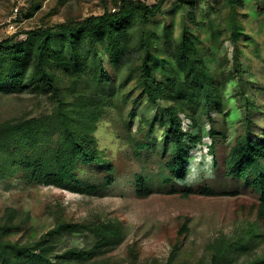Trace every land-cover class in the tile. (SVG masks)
Segmentation results:
<instances>
[{"label": "trees", "instance_id": "16d2710c", "mask_svg": "<svg viewBox=\"0 0 264 264\" xmlns=\"http://www.w3.org/2000/svg\"><path fill=\"white\" fill-rule=\"evenodd\" d=\"M169 1L148 4L119 0L115 8L106 5L102 13L67 14L65 20L55 23L50 22L53 12H49L39 25L0 39V93L46 95L54 102L50 114L0 122V180L21 173L34 185H55L76 193L95 191L96 185L83 180L78 168L81 163L113 168L100 147L96 130L120 93L123 101L131 100L132 90L124 93L123 89L135 79L133 86L139 93L132 98L130 124L143 97L152 104L161 99L170 102L152 118H141L151 131L155 123L163 128L162 136L171 151L165 162L170 173L183 179L187 176L190 147L202 140L203 123L207 121L216 165H223L227 177L259 189V215H264V126H258L251 115L253 110L264 111V68L255 71L251 63L244 66L245 60H252L245 48L257 46L256 32L248 27L264 23V0ZM171 8L181 12L177 36L173 22L162 24L159 30L152 21L154 15L170 13ZM34 11V7L29 8L26 18H31ZM223 36L232 49L216 67L210 64L208 55L212 54L213 43L221 47ZM254 50L259 51L257 47ZM230 84L237 89L227 95ZM234 96L243 109L244 128L219 161L217 145L227 132L217 124V118L228 114ZM107 179L113 180L111 174ZM136 184L139 195L153 191L150 177L142 173L137 174ZM198 189L216 192L208 185ZM182 191L188 195L197 189L187 187ZM29 221L30 212L12 206L0 214V264H110L107 255L122 231L121 221L115 218H68L59 203L54 225L46 232L25 240L13 238ZM81 230L95 236L91 246L57 250L62 236ZM182 231H188L185 224ZM259 236L262 234L253 227L238 241L222 235L211 244V258H201L195 264H264V252H254V238ZM177 249L174 246L166 259H143L138 248L131 245L128 261L181 264L175 260ZM243 255L248 257L241 259Z\"/></svg>", "mask_w": 264, "mask_h": 264}, {"label": "rangeland", "instance_id": "374dc122", "mask_svg": "<svg viewBox=\"0 0 264 264\" xmlns=\"http://www.w3.org/2000/svg\"><path fill=\"white\" fill-rule=\"evenodd\" d=\"M115 1L119 0H0V39L39 25L49 12H53L50 22L55 23L65 20L67 14L86 16L102 13L106 5L115 8ZM143 1L152 4L159 0ZM32 7L35 9L34 15L26 18L25 12ZM211 15L216 14L212 12ZM247 18L250 20V16ZM152 21L158 24L159 30H162V24L173 22L174 36L181 31V12L178 9L171 8L170 13L154 15ZM248 29L256 32L257 46L245 48L250 51L247 56H251L252 60H245L244 66L251 63L252 70L258 71L264 68V23L260 25L256 22L253 28ZM24 36V33L20 35L21 38ZM206 36L210 37V33L207 32ZM213 44L214 49L208 58L210 64L217 67L224 55L231 52L232 45L225 36L221 47ZM256 47L258 52L254 50ZM109 69L114 72L111 67ZM134 84L135 79L123 89L124 93L132 90L131 100L123 101V93H120L96 130L100 147L113 163V168L109 170L98 163H81L78 168L83 180L96 185L95 191L76 193L55 185H34L28 183L21 173L0 180V214L9 206L31 214V221L13 238L25 240L42 235L54 225L57 205L61 203L67 217L74 220L100 216L121 221L120 238L112 244L114 249L107 255L110 264H129L128 248L131 245L138 248L143 259H166L177 246L175 260L181 264H195L201 258H211V244L222 235L238 241L251 227L262 234L254 238V252L263 253L264 215H259L260 191L242 180L227 177L222 170L223 165H216L210 152V124L207 121L203 123L202 140L190 147L187 176L184 179L176 177L165 167L171 151L162 136L163 128L155 123L151 131L147 124L141 123L142 117L152 118L170 102L161 99L152 104L143 97L136 106L137 114L130 124L132 98L139 93ZM233 84L228 86L227 95L235 94L237 87ZM228 107V114L217 118V124L224 126L227 132V137L217 145L219 161L244 128L243 109L235 96L230 98ZM53 110L54 102L46 95L0 93V122L25 116L40 117ZM262 112L257 109L251 113L260 127L264 126ZM53 140L56 144L58 132L54 133ZM139 173L150 177L153 191L149 195L143 196L137 192L136 178ZM108 174H111L112 181H108ZM167 175L171 179L167 180ZM206 185L216 192L198 191L200 186ZM187 187L196 188L197 191L186 195L182 190ZM184 224L188 231L181 232ZM94 239L91 232L77 231L62 236L57 250L69 246H91ZM247 257L243 255L241 259Z\"/></svg>", "mask_w": 264, "mask_h": 264}]
</instances>
